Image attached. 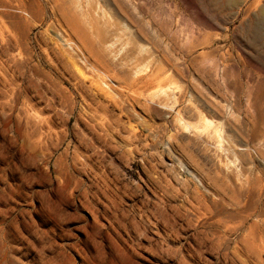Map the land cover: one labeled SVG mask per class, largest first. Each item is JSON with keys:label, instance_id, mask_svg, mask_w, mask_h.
Segmentation results:
<instances>
[{"label": "rangeland", "instance_id": "rangeland-1", "mask_svg": "<svg viewBox=\"0 0 264 264\" xmlns=\"http://www.w3.org/2000/svg\"><path fill=\"white\" fill-rule=\"evenodd\" d=\"M0 264H264V0H0Z\"/></svg>", "mask_w": 264, "mask_h": 264}]
</instances>
